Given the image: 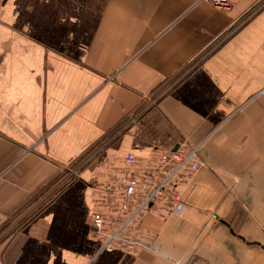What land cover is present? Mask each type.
Returning a JSON list of instances; mask_svg holds the SVG:
<instances>
[{
    "label": "crops",
    "instance_id": "obj_1",
    "mask_svg": "<svg viewBox=\"0 0 264 264\" xmlns=\"http://www.w3.org/2000/svg\"><path fill=\"white\" fill-rule=\"evenodd\" d=\"M226 2L0 0L2 264H264V0ZM185 140L184 215L102 249L94 185Z\"/></svg>",
    "mask_w": 264,
    "mask_h": 264
},
{
    "label": "built area",
    "instance_id": "obj_2",
    "mask_svg": "<svg viewBox=\"0 0 264 264\" xmlns=\"http://www.w3.org/2000/svg\"><path fill=\"white\" fill-rule=\"evenodd\" d=\"M206 1L220 8L227 4L226 0ZM1 58L0 50V61ZM171 87L165 88L150 105L147 104L136 112L130 123L136 121L143 111L155 104ZM96 154L98 152L90 159ZM125 161L132 169L122 183L110 181L102 186L94 185L99 198L97 206L91 208L90 216L92 226L102 237L101 248L106 250L114 248L123 234L133 226L140 225L148 212L155 207H168L174 213L183 216L187 205L178 187L182 181L191 179L204 163L199 148L186 140L173 151L160 152L155 161L146 162L142 167H134L136 158L132 153L126 155ZM78 170L80 167L69 171L66 179L77 177Z\"/></svg>",
    "mask_w": 264,
    "mask_h": 264
},
{
    "label": "trees",
    "instance_id": "obj_3",
    "mask_svg": "<svg viewBox=\"0 0 264 264\" xmlns=\"http://www.w3.org/2000/svg\"><path fill=\"white\" fill-rule=\"evenodd\" d=\"M76 166H78V164H77V165H73V166L70 167V168H63L64 173L61 174V176L58 178L57 181L59 182L60 180H62V177H65L66 175H68L69 171H71L72 169L76 168ZM77 177H78V176H77ZM77 177H72V178H70L69 180H67V183H62V187L59 188L57 191H55L54 197H56V195H57L60 191H62L63 189H65L69 184H71L72 182H74L75 179H76ZM24 224H25V223H23L22 225H24ZM22 225H21V226H22ZM4 228H5V226L2 227L0 230H3Z\"/></svg>",
    "mask_w": 264,
    "mask_h": 264
},
{
    "label": "rangeland",
    "instance_id": "obj_4",
    "mask_svg": "<svg viewBox=\"0 0 264 264\" xmlns=\"http://www.w3.org/2000/svg\"><path fill=\"white\" fill-rule=\"evenodd\" d=\"M77 167H80V170H78V175H77V176H79V175L81 174V171H82V163H80L78 166H76V168H77ZM76 168H74V169H76ZM74 169H73V170H74ZM59 176H60V175H59ZM59 176H58V177H59ZM64 180H65V181H63V182H64V183H67V179H64ZM68 180H69V179H68ZM63 182H62V183H63ZM57 183H58V181L56 180V181H55V185H57ZM59 186H61V185L59 184V185L56 186L55 191L58 190Z\"/></svg>",
    "mask_w": 264,
    "mask_h": 264
}]
</instances>
